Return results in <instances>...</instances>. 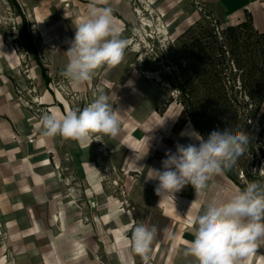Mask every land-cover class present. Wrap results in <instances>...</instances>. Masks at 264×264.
Wrapping results in <instances>:
<instances>
[{"label": "crops", "instance_id": "0c3cea01", "mask_svg": "<svg viewBox=\"0 0 264 264\" xmlns=\"http://www.w3.org/2000/svg\"><path fill=\"white\" fill-rule=\"evenodd\" d=\"M31 2L38 32L33 39L23 19L24 33L19 39L36 59L39 53L47 62L43 65L38 59L33 68L41 94L37 98L38 114L8 96L9 72L20 78L17 63L3 55L0 64V264H141L131 246L132 227L137 223L157 229L150 254L152 264H196L194 257L184 254L194 239L195 218L210 201L227 200L242 187L224 171L213 176L205 194L197 199L190 184L173 197L161 199L156 194L158 181L146 177L152 169L163 170L165 153L175 152L177 143L198 145L199 141L181 136L182 132L198 131L192 122L182 121L179 106L158 112L169 92L142 77L137 69L119 81L108 78V73L123 66L104 65L77 88L85 98L83 93L94 76L102 73V78L106 77L101 83L113 107L120 108L116 137L101 134L100 143L95 137L100 134H95L79 143L43 136V115L63 116L74 110L52 84L67 63L65 51L74 38V28L86 18L92 0ZM39 5L49 7V12L41 13ZM194 5L208 9L223 25L250 20L257 33H264V0H106L102 6L113 9L122 34L127 25L135 23L137 6L156 12L180 30L195 16ZM37 42L41 49L34 50ZM117 177L123 178L121 186L108 180L117 181ZM78 185L84 207L69 194V187ZM4 231L7 238L2 237ZM256 243L255 252L242 264H264V238Z\"/></svg>", "mask_w": 264, "mask_h": 264}, {"label": "rangeland", "instance_id": "374dc122", "mask_svg": "<svg viewBox=\"0 0 264 264\" xmlns=\"http://www.w3.org/2000/svg\"><path fill=\"white\" fill-rule=\"evenodd\" d=\"M17 2L19 9L7 0H0V64L4 56H10L12 62L17 63L20 78L9 72L8 96L32 114H38L37 98L41 94L33 68L38 59L43 65L47 62L44 56L41 58L37 53L39 58L36 59L31 49L27 51L29 49L21 46L23 19H26V28L33 39L38 29L31 0ZM38 8L46 14L50 10L41 5ZM194 11L196 14L190 22L177 30L156 12L137 6L135 23L127 25L121 34V38L128 41L124 60L119 64L123 68L108 73V78L122 81L132 69H137L142 77L165 86L169 92L168 98L157 108L159 113L173 105L179 106L182 121L191 122L186 110L194 111L197 123L207 137L214 130L242 126L251 144L226 171L243 188L254 180L264 182V39L246 27L228 30L231 25L221 24L205 7L194 5ZM61 27L58 24L59 31ZM37 47L41 49L38 44L34 50ZM102 77V73L94 76L83 93L85 98L68 81L66 86V79L61 74L54 77L52 86L59 95L68 98L74 110L83 109L101 93L106 94L111 103V97L101 83L106 77ZM180 85H186L187 91L183 92ZM190 98L194 104L185 109L184 104ZM95 137L101 143V134ZM116 179L108 178L121 186L123 178ZM80 190L79 185L69 187V194L75 203L84 207ZM2 237H8L7 231ZM138 258L142 264V258L139 255Z\"/></svg>", "mask_w": 264, "mask_h": 264}, {"label": "clouds", "instance_id": "9594fccd", "mask_svg": "<svg viewBox=\"0 0 264 264\" xmlns=\"http://www.w3.org/2000/svg\"><path fill=\"white\" fill-rule=\"evenodd\" d=\"M105 4L106 0H92L86 18L76 24L74 38L65 51L67 63L61 74L74 88L91 80L101 66L114 67L124 60L128 41L121 38L113 9L102 6ZM119 110L101 93L83 109L63 116L43 115L42 134L79 143L89 141L96 133L114 138L120 131ZM184 135L199 141L198 145L177 143L175 152L165 153L163 170L152 169L146 177L158 181L155 191L161 199L173 197L189 184L195 189L196 199L203 196L213 176L231 168L251 144L242 126L214 130L206 140L194 129L182 132ZM194 224V239L188 242L185 255L194 257L196 264H242L255 252L258 239L264 238V182L251 181L243 189L237 188L227 200L210 201ZM156 236L155 226L137 223L132 227L131 246L143 264H150Z\"/></svg>", "mask_w": 264, "mask_h": 264}, {"label": "trees", "instance_id": "16d2710c", "mask_svg": "<svg viewBox=\"0 0 264 264\" xmlns=\"http://www.w3.org/2000/svg\"><path fill=\"white\" fill-rule=\"evenodd\" d=\"M7 1H8L13 7L19 9V5H18L17 0H7ZM24 21H25V19H24ZM244 27H246V28H248L249 30H251V32H252L253 34H255L258 38H262V39H264V33H260V34L257 33V32L255 31V29H254V27H253V25H252V22H251L250 20H247V21H245V22H242V23H240V24H238V25H236V26H230V27H228L227 29H228V30H236V29H238V28H244ZM27 34L30 35L28 32H27ZM44 76H45V78H46L47 81L50 80V79L47 77L45 71H44ZM179 88H180L183 92H186V91H187V89H186V85H180ZM182 103L184 104V102H182ZM185 103H186V104H184V105H185V109L189 108L191 105L194 104V102L191 100V98L188 99V101L185 102ZM186 112L188 113V115H189V119L191 120V122H192V124L194 125V127L196 128V130H197V131L201 134V136H203V138L206 140V139H207V136H206V134L204 133L203 129L198 125V123H197V119H196V115L194 114V111L192 112V111H187V110H186ZM225 172H226V174H227L232 180H234L233 176H232L230 173H228L226 170H225ZM234 181H235V180H234ZM235 183H236V184H239L237 181H235ZM242 189H243V187H242Z\"/></svg>", "mask_w": 264, "mask_h": 264}]
</instances>
